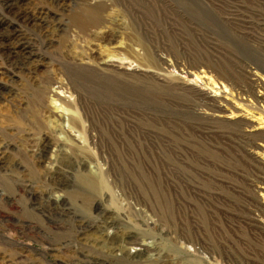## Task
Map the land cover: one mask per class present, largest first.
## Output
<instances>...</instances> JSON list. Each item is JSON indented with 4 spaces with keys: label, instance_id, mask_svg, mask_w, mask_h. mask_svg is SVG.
<instances>
[{
    "label": "rangeland",
    "instance_id": "rangeland-1",
    "mask_svg": "<svg viewBox=\"0 0 264 264\" xmlns=\"http://www.w3.org/2000/svg\"><path fill=\"white\" fill-rule=\"evenodd\" d=\"M0 264H264V0H0Z\"/></svg>",
    "mask_w": 264,
    "mask_h": 264
},
{
    "label": "bare ground",
    "instance_id": "bare-ground-1",
    "mask_svg": "<svg viewBox=\"0 0 264 264\" xmlns=\"http://www.w3.org/2000/svg\"><path fill=\"white\" fill-rule=\"evenodd\" d=\"M40 18V17H39ZM45 139V138H44ZM47 145V144H46ZM49 146V145H48ZM80 183L82 184V185H85V186H89V187H91L92 188V186H94V183L88 178L87 179V177H81L80 178Z\"/></svg>",
    "mask_w": 264,
    "mask_h": 264
}]
</instances>
